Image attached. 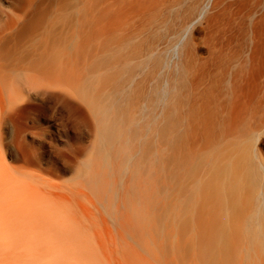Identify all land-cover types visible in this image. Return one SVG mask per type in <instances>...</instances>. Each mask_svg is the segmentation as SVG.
<instances>
[{"label":"bare ground","instance_id":"6f19581e","mask_svg":"<svg viewBox=\"0 0 264 264\" xmlns=\"http://www.w3.org/2000/svg\"><path fill=\"white\" fill-rule=\"evenodd\" d=\"M97 2L83 1L79 34L37 42L16 64L15 59L0 67V264H136L135 249L154 260L150 246L161 233L169 240L161 245L165 252L191 255L193 264H264V161L244 142L214 141V120L205 106L196 110L200 121L186 128L179 83L169 91L153 90L155 108L142 104L132 111L133 76L147 60L122 61L129 55L125 45L93 54ZM108 16L103 11L100 18ZM70 81H76L75 89ZM50 88L60 91L56 101L74 96L86 103L104 162L110 158L121 171L131 169L132 183L109 186L108 210L101 188L92 187L90 197L82 183L50 181L43 172H56L54 164L48 161L43 169L21 145L24 165L13 168L5 161L2 123L10 122L24 98L40 101ZM21 133L16 127V142ZM200 133L203 146L194 150ZM102 213L108 219L104 225L117 235L111 251L87 231L97 227ZM174 233L180 244L170 240Z\"/></svg>","mask_w":264,"mask_h":264},{"label":"rangeland","instance_id":"374dc122","mask_svg":"<svg viewBox=\"0 0 264 264\" xmlns=\"http://www.w3.org/2000/svg\"><path fill=\"white\" fill-rule=\"evenodd\" d=\"M20 1L0 0V67H10L15 59L16 64L20 55H28L37 42L68 37L74 31L79 34L78 12L84 0ZM97 9L100 13L93 54L125 45V54L129 55L122 61L127 57L129 63L147 60L143 70L133 76L132 111L142 104L155 108L153 90L160 87L169 91L179 83L178 101L186 128L200 121L195 113L205 106L214 120V141L221 145L244 142L264 161V0H98ZM103 11L108 18H100ZM68 85L75 89L76 81ZM59 92L50 88L44 93L47 96L42 95L44 99L41 96L40 101L31 103L22 98L10 122L1 125L2 154L8 166L20 168L24 165L18 150L21 145L31 162L41 160L43 169L48 161L54 164L56 172L48 168L43 172L50 181L82 183L90 197L92 187L101 188L108 210L112 196L109 186L119 189L121 183H132L131 169L121 171L119 162L110 158L104 162L103 153L96 147L95 120L86 103L74 96L56 101ZM144 95L149 98L144 99ZM16 127L22 129L19 142ZM187 133L191 136L190 131ZM225 134L227 138H223ZM203 140L200 133L194 150L203 146ZM142 178L138 175L136 181ZM85 206L92 209L87 203ZM96 217L97 227L87 231L96 234V243L104 244L109 251L115 249L117 235L110 225H104L107 217L104 213ZM165 235H155L156 245L150 246L154 260L148 258L147 251L135 249L136 264L196 263L191 255L165 252L161 247L169 241ZM172 237L171 241L182 242L178 234Z\"/></svg>","mask_w":264,"mask_h":264}]
</instances>
